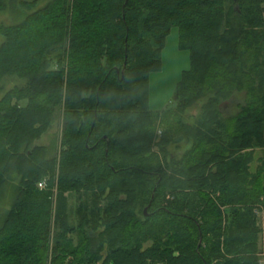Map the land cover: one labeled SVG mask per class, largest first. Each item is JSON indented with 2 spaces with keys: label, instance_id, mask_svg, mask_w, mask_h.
I'll use <instances>...</instances> for the list:
<instances>
[{
  "label": "trees",
  "instance_id": "trees-1",
  "mask_svg": "<svg viewBox=\"0 0 264 264\" xmlns=\"http://www.w3.org/2000/svg\"><path fill=\"white\" fill-rule=\"evenodd\" d=\"M19 3L32 9L35 1L0 0V8ZM262 3L54 0L5 28L0 94L10 77L26 86L13 90V106L0 99V198L10 175L20 179L0 220V264H259ZM173 28L190 68L175 87L173 107L162 112L160 154H152L157 127L148 78L160 72ZM62 98L57 162L34 143ZM202 100L201 113L185 122ZM170 145L183 150L180 158ZM56 174L53 223L52 193L38 185ZM67 192L92 194L93 209L87 212L86 202L78 209L76 227L69 225ZM138 206L147 209L141 218Z\"/></svg>",
  "mask_w": 264,
  "mask_h": 264
},
{
  "label": "rangeland",
  "instance_id": "rangeland-1",
  "mask_svg": "<svg viewBox=\"0 0 264 264\" xmlns=\"http://www.w3.org/2000/svg\"><path fill=\"white\" fill-rule=\"evenodd\" d=\"M19 1H28L29 3H35L29 8H22L19 3L18 7H13L8 5V8L3 7L0 8V47L4 42V35L2 31L5 28L14 26L19 24L21 21H25L27 17L31 16L34 13H37L46 7H48L54 0H18ZM262 7L264 8V0L262 3ZM264 20V15L263 18ZM190 68V58L189 54L185 51H181L178 48V32L176 28H173L169 36L166 40V45L164 50L162 51V61H161V70L157 73L150 74L148 78V107L151 112V116L155 119V125L157 127L156 133L151 141L150 153L152 154H160L159 143L162 139V112L172 108L173 95L175 91V87L180 81L181 74ZM26 86L25 80H20L16 77L7 78L4 84L2 85L3 92L0 94V99H3L4 105L2 107L13 106L14 103L12 101V97L14 96V89H22ZM11 91V97H8L7 93ZM12 101V105L10 103ZM17 102V101H16ZM205 103V100L201 101L198 105L193 106L188 109L184 115V121L193 123V117H197L201 112L202 105ZM19 105L23 107H27L29 105L28 101H20ZM0 107V108H2ZM63 122H64V98H62V104L60 107H55L53 110V114L51 117L50 125L46 131V133L34 143V146L43 148L47 151L48 159L56 158L57 162L59 161V153L61 147V139L63 134ZM168 125V124H167ZM185 143V142H184ZM183 145V144H182ZM168 151L174 158H180L182 152L178 149L177 145H170L168 147ZM262 154V152L260 153ZM10 182L4 187L2 190V196L0 198V220L8 213L11 208L13 199H15L17 187L19 186L20 179L17 174H12L9 176ZM57 180L58 174L54 179L51 177L43 179L41 182L44 184V187L40 193H49L51 194L50 201L52 203V222L55 220V211L57 208L58 201V192H57ZM53 184V187H52ZM92 194L80 192H67L63 195V198L67 201V214L69 225L72 227H76L78 224V209H83V205H88V211L93 209L91 204ZM103 205V204H102ZM102 207V206H101ZM140 208V209H138ZM136 209V214L138 218H141V212L145 211V208L138 206ZM102 209V208H101ZM154 208L150 211H153ZM80 211V210H79ZM102 215V213H101ZM145 215V214H144ZM94 227L93 222L89 227ZM258 227L262 230V233L259 237L258 247L261 252L264 254V219L262 215L258 217ZM54 226H52V230ZM70 238H72L73 245L76 246L78 239L76 234H73ZM104 250V249H103ZM102 253V251H101ZM103 255V253H102ZM264 264V256L261 257V263Z\"/></svg>",
  "mask_w": 264,
  "mask_h": 264
},
{
  "label": "built area",
  "instance_id": "built-area-1",
  "mask_svg": "<svg viewBox=\"0 0 264 264\" xmlns=\"http://www.w3.org/2000/svg\"><path fill=\"white\" fill-rule=\"evenodd\" d=\"M38 186H39L40 189H42L44 187V184L40 183Z\"/></svg>",
  "mask_w": 264,
  "mask_h": 264
},
{
  "label": "crops",
  "instance_id": "crops-1",
  "mask_svg": "<svg viewBox=\"0 0 264 264\" xmlns=\"http://www.w3.org/2000/svg\"><path fill=\"white\" fill-rule=\"evenodd\" d=\"M263 256H264V254L262 253L261 257H263ZM261 257H260V263H261ZM260 263H259V264H260Z\"/></svg>",
  "mask_w": 264,
  "mask_h": 264
},
{
  "label": "water",
  "instance_id": "water-1",
  "mask_svg": "<svg viewBox=\"0 0 264 264\" xmlns=\"http://www.w3.org/2000/svg\"><path fill=\"white\" fill-rule=\"evenodd\" d=\"M122 78H123V76H122ZM146 210H147V209H145V211H144V214H145V215H146V212H147Z\"/></svg>",
  "mask_w": 264,
  "mask_h": 264
}]
</instances>
